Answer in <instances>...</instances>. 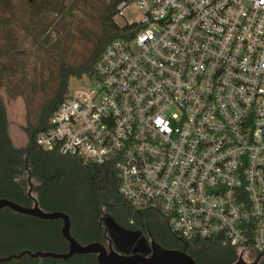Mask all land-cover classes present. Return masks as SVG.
Instances as JSON below:
<instances>
[{"label": "built area", "instance_id": "1", "mask_svg": "<svg viewBox=\"0 0 264 264\" xmlns=\"http://www.w3.org/2000/svg\"><path fill=\"white\" fill-rule=\"evenodd\" d=\"M132 2L143 20L35 144L113 170L133 211L160 214L177 239L251 260L264 252V0H132L119 13Z\"/></svg>", "mask_w": 264, "mask_h": 264}, {"label": "trees", "instance_id": "2", "mask_svg": "<svg viewBox=\"0 0 264 264\" xmlns=\"http://www.w3.org/2000/svg\"><path fill=\"white\" fill-rule=\"evenodd\" d=\"M125 1L132 0H84L83 12L94 20L98 33L97 37L90 41L89 48L84 49L85 53L79 54L74 48V42L72 46L68 45L73 30L68 23L58 26L48 24V28H52L55 33L54 42L48 33L47 37H43L40 33H33V28L43 24L42 20L37 19V14L52 10L54 1L28 0L30 25L24 30L44 55L43 57L56 60L57 85L49 91H32L33 97L26 94V89H21L23 82L12 88L14 95L23 99L26 110L24 131L28 137V143L24 149L15 147L12 141L8 109L0 93V200L6 199L24 207H32L34 201L26 189V183H29L31 179L32 193L38 190L42 192L41 197L38 193V203L43 201L46 205V202H51L54 210L47 213L66 214L71 221V233L74 239L78 242V239H81L87 245L104 242L105 229L100 225V221L105 216H111L118 225L127 230H135L143 223V213H135L131 205L121 196L119 182L113 170L78 158L44 151L36 146L35 141L40 133L49 128L56 110L69 97L70 81L80 80L84 76L95 77V66L104 48L114 39L126 36L132 29L130 26L120 27L114 21L119 13L118 6ZM1 6L8 9L12 18H16L12 11L13 0H0ZM63 9L62 7L60 10L61 14ZM17 64V61L11 64L0 63V91L11 87V82L18 73L21 77L25 73L26 64ZM8 82H10L9 87ZM39 95L42 97L38 98ZM65 162L72 164L83 173V181H79L74 187H68L65 184L56 185L54 178L48 176L49 170L55 165ZM34 180L37 185L33 184ZM83 183L85 186L82 188ZM81 192H84V197L79 196ZM19 216L9 210L0 212V251L11 235L10 226L22 221L19 220L21 217ZM131 221H133L132 224ZM24 222L29 225L31 221ZM58 234L57 243L66 250L60 253H66L67 242L60 236V229ZM189 245L196 248L191 254L196 264H233L235 262V257L232 255L233 249L230 246L207 241ZM173 247L177 250L182 249L181 246ZM8 257L10 256L0 255V259ZM70 262V264H98L96 255H76L70 259ZM2 264L28 263L20 259Z\"/></svg>", "mask_w": 264, "mask_h": 264}, {"label": "rangeland", "instance_id": "3", "mask_svg": "<svg viewBox=\"0 0 264 264\" xmlns=\"http://www.w3.org/2000/svg\"><path fill=\"white\" fill-rule=\"evenodd\" d=\"M54 7L47 12H41L37 14V19L42 20V25H38L33 28V33H40L43 37H47L48 34L52 37L54 42L55 33L52 28H48V24L64 25L68 23L73 29L70 35L71 39L68 41V45L72 46L74 42V48L79 54L85 53L84 49L89 48L90 41L96 38L98 29L93 19L83 12L85 8L84 0H53ZM28 0H13V14L16 18H12L6 7H0V63H17L26 64V71L20 76L18 73L11 82V87H8L0 91L4 102L8 109V118L10 122V135L15 147L24 149L28 143V137L24 131L25 127V106L23 99L14 95L12 88L14 85L23 82L21 89H26L27 95L31 96L32 91H49V89L56 87L57 85V68L56 60L52 58L43 57L44 55L38 50L33 43L32 38L27 35L24 28L29 26L30 20V8L27 5ZM42 6V5H41ZM63 9V13L60 10ZM42 8V7H41ZM40 9V8H38ZM143 20V13L139 9L135 2H132L128 7L122 10L114 19L115 23L120 27H125L127 24L140 23ZM20 21V23H19ZM48 33V34H47ZM15 54V56H13ZM16 61H15V60ZM17 64V65H18ZM25 77L27 79H25ZM90 86L89 80L83 78L81 80L72 79L69 85V92L73 93L78 89H85ZM33 97V96H31ZM42 96L39 95L38 98ZM50 178H54L56 185L65 184L68 187H74L79 181H83V173L74 168L72 164L68 162L55 165L48 172ZM33 184L37 185L36 181ZM85 183L82 184V188ZM27 191L30 190V184L26 183ZM38 193L41 197V191L33 192L32 195L38 202ZM84 192L80 193V197H84ZM86 199V198H85ZM84 199V200H85ZM83 200V202H85ZM42 201L39 207L46 209V212H52L54 206L51 202L43 204ZM9 210L4 208L1 211ZM0 211V212H1ZM14 214H17L13 212ZM20 215L19 223L11 225V235L7 238L6 244L0 251L1 256H15L22 252L31 253H54V254H66L68 253L69 245L67 243V252L62 249L60 244L57 243L58 229H60V236L62 235V220H42L32 216ZM25 217L33 218L31 220ZM24 221H31L27 225ZM61 238V239H62ZM81 245L85 244L81 239H78ZM67 242L65 239L63 240ZM61 250V251H60ZM22 259L28 264H70L69 260L53 259V258H31L26 255ZM264 264V263H262Z\"/></svg>", "mask_w": 264, "mask_h": 264}, {"label": "water", "instance_id": "4", "mask_svg": "<svg viewBox=\"0 0 264 264\" xmlns=\"http://www.w3.org/2000/svg\"><path fill=\"white\" fill-rule=\"evenodd\" d=\"M29 184V196L34 201L32 207H24L12 201L2 199L0 200V211L4 208H9L17 214L32 216L42 220H62L63 226L61 232L69 245L68 253H31L25 251L19 255L0 259V264L11 260H20L26 255L31 258H53L62 260H69L76 255H96L98 264H196L186 250H167L155 241L149 243L147 239L142 236L141 231L127 230L118 225L111 216H105L100 221V225L103 226L105 232L109 234L108 247L103 243L81 245L72 236L70 218L61 212H44L32 195L33 185L31 179H29ZM263 256L264 252L252 263H246L240 258L235 264H258Z\"/></svg>", "mask_w": 264, "mask_h": 264}, {"label": "flooded vegetation", "instance_id": "5", "mask_svg": "<svg viewBox=\"0 0 264 264\" xmlns=\"http://www.w3.org/2000/svg\"><path fill=\"white\" fill-rule=\"evenodd\" d=\"M142 217H143V223H141V225H139L137 229L130 230V231H141L142 236H144L149 243L155 241L161 247H163L164 249H167V250H177V249H174L173 246H175V247L181 246L182 247L181 250H186L190 256L196 250V248H193L189 244H187L183 241H180L179 239L174 237L169 231L166 220L160 214L143 213ZM104 237H105V239H104V242H102V243L106 247H108V245H109V243H108L109 234L106 233L105 231H104ZM157 240L159 242H157ZM232 249H233L232 255H233V257H235V262L233 264H235L240 258L243 259V252L239 251L236 248H232ZM250 255L252 257H254V256L255 257L252 258L251 260H244L243 259L246 263H252L258 257L257 253H250ZM262 263H264V256L262 257V259L260 260V262L258 264H262Z\"/></svg>", "mask_w": 264, "mask_h": 264}]
</instances>
